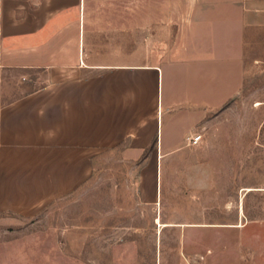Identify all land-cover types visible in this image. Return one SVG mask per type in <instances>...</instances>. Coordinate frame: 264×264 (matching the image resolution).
Wrapping results in <instances>:
<instances>
[{"label":"crops","instance_id":"crops-1","mask_svg":"<svg viewBox=\"0 0 264 264\" xmlns=\"http://www.w3.org/2000/svg\"><path fill=\"white\" fill-rule=\"evenodd\" d=\"M118 7L115 0H0V68L47 75L0 111L8 208L31 210L72 195L92 178L95 162L115 150L157 170L162 199L174 186L167 171H178L179 159L201 148L203 129L241 96L247 34L264 29V0L194 4L179 54L139 66L117 62L113 46H91L114 41L109 26ZM169 227L182 232L183 264H250L246 248L259 240L243 221Z\"/></svg>","mask_w":264,"mask_h":264},{"label":"rangeland","instance_id":"rangeland-1","mask_svg":"<svg viewBox=\"0 0 264 264\" xmlns=\"http://www.w3.org/2000/svg\"><path fill=\"white\" fill-rule=\"evenodd\" d=\"M202 1L115 0L114 41L91 46H113L117 62L136 66L170 60L185 46L188 15ZM244 71L241 96L203 129L201 148L183 155L178 171H167L174 186L162 199L157 170L119 150L95 162L81 189L31 210L8 208L0 177V264H177L182 232L169 226L238 221L259 236L246 248L248 262L264 264V29L248 31ZM46 76L0 68V111Z\"/></svg>","mask_w":264,"mask_h":264},{"label":"built area","instance_id":"built-area-1","mask_svg":"<svg viewBox=\"0 0 264 264\" xmlns=\"http://www.w3.org/2000/svg\"><path fill=\"white\" fill-rule=\"evenodd\" d=\"M202 139V136L201 135H197L195 136L194 138L191 139V143L196 145L198 144V142Z\"/></svg>","mask_w":264,"mask_h":264}]
</instances>
